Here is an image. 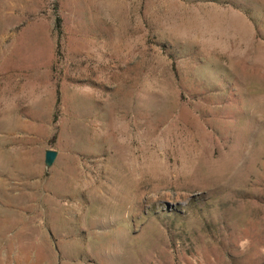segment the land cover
Wrapping results in <instances>:
<instances>
[{
  "label": "rangeland",
  "instance_id": "obj_1",
  "mask_svg": "<svg viewBox=\"0 0 264 264\" xmlns=\"http://www.w3.org/2000/svg\"><path fill=\"white\" fill-rule=\"evenodd\" d=\"M0 264H264V0H0Z\"/></svg>",
  "mask_w": 264,
  "mask_h": 264
},
{
  "label": "water",
  "instance_id": "obj_2",
  "mask_svg": "<svg viewBox=\"0 0 264 264\" xmlns=\"http://www.w3.org/2000/svg\"><path fill=\"white\" fill-rule=\"evenodd\" d=\"M57 155L58 152L54 149H46L44 151L43 164L46 169L50 168L53 165Z\"/></svg>",
  "mask_w": 264,
  "mask_h": 264
},
{
  "label": "trees",
  "instance_id": "obj_3",
  "mask_svg": "<svg viewBox=\"0 0 264 264\" xmlns=\"http://www.w3.org/2000/svg\"><path fill=\"white\" fill-rule=\"evenodd\" d=\"M56 28H58V30L60 28V19L59 18H57V20H56Z\"/></svg>",
  "mask_w": 264,
  "mask_h": 264
}]
</instances>
